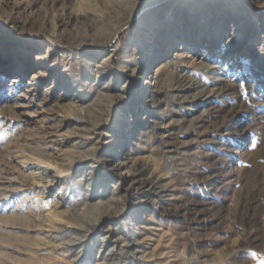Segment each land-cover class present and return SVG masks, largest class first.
Listing matches in <instances>:
<instances>
[{
    "label": "rangeland",
    "instance_id": "obj_1",
    "mask_svg": "<svg viewBox=\"0 0 264 264\" xmlns=\"http://www.w3.org/2000/svg\"><path fill=\"white\" fill-rule=\"evenodd\" d=\"M0 57V264H110L109 228L121 264H264V0H0Z\"/></svg>",
    "mask_w": 264,
    "mask_h": 264
},
{
    "label": "bare ground",
    "instance_id": "obj_2",
    "mask_svg": "<svg viewBox=\"0 0 264 264\" xmlns=\"http://www.w3.org/2000/svg\"><path fill=\"white\" fill-rule=\"evenodd\" d=\"M159 1V0H158ZM154 4V2H152ZM133 17H130L129 18V23L130 21L132 20ZM126 24H124L123 26L121 27H118L114 30L113 32V35H116L120 32V30L122 28H124ZM115 42H108L107 44H101L102 48H101V51H102V54H104L106 57H105V62H109L111 56H113V54L117 51V45H115ZM112 48V50H109V48ZM164 53L160 52V51H153L152 54H151V57H150V61H149V64L154 61L156 58H159L160 56H162ZM104 59V58H103ZM4 62V57H0V63H3ZM135 64H136V68H134L132 71H131V76L132 77H136V76H142L140 71H141V66L139 65L140 63H138V61L135 60ZM3 69V68H2ZM148 69V68H147ZM4 71H0V79L3 78V75H4ZM144 75V74H143ZM101 77V76H100ZM16 78L17 77H12V83H15L16 82ZM138 78V77H137ZM139 80V79H138ZM134 82V81H133ZM13 87V86H12ZM134 87V83L132 85H130L126 91H129L131 90V88ZM129 137V136H128ZM131 138V136H130ZM110 143V142H109ZM124 147L125 146H122L121 147V151H119L117 153V156H121V160L115 164L114 168H112V171H111V174L112 175H116L117 171L121 170L123 168V166L125 165L124 163ZM94 155V153H92ZM89 156V155H88ZM93 160V159H92ZM36 167V166H35ZM37 169V168H36ZM38 170V169H37ZM40 170V169H39ZM46 170V169H45ZM51 172V171H50ZM60 174V173H59ZM63 175V173H61V176ZM69 174L67 175H64L62 176L60 179H57L56 177H52L50 179V188H57L58 186H60V189H59V192H58V195H63V197H66L67 196V191L64 192V188L66 189L67 187H69ZM48 177V176H47ZM69 192V191H68ZM69 194V193H68ZM53 214V213H52ZM123 214H119L117 217H115V219L121 217ZM51 218V216H50ZM107 218V217H106ZM40 219V218H39ZM103 219V218H102ZM51 221L53 222H56L57 221V216L56 215H52V218H51ZM58 223V222H57ZM64 225V224H62ZM72 227V226H71ZM67 225L64 226V227H61L60 230L61 232H64V230H67ZM59 232V230H58ZM100 232H103L105 233L106 235L103 236V239H102V245H101V248H109L107 250L108 254L111 256V258L109 259L110 261V264H121L123 262H125L127 260V256L130 252H128V249H129V246L130 244H126L124 248H121L120 250L117 249V245L118 243L122 240V238L120 236H117L118 233H116L115 229L113 228H109L107 230H101ZM73 240V239H72ZM83 237H80L78 239H75L73 242L74 246H80L82 243H83ZM71 242V241H70ZM71 242V243H72ZM125 243V241H123ZM132 246V245H131ZM138 246V245H137ZM67 249H70L68 248V246L66 247ZM72 250V249H71ZM70 250V251H71ZM67 251V250H65ZM65 253V252H64ZM76 258V257H75Z\"/></svg>",
    "mask_w": 264,
    "mask_h": 264
}]
</instances>
